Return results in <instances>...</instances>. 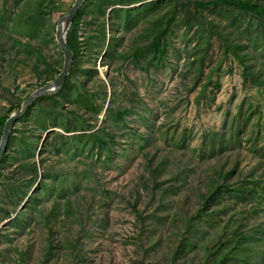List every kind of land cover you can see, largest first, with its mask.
I'll return each instance as SVG.
<instances>
[{
  "label": "rangeland",
  "instance_id": "1",
  "mask_svg": "<svg viewBox=\"0 0 264 264\" xmlns=\"http://www.w3.org/2000/svg\"><path fill=\"white\" fill-rule=\"evenodd\" d=\"M197 1L83 2L0 159V264H264V17ZM73 3L0 0V113Z\"/></svg>",
  "mask_w": 264,
  "mask_h": 264
},
{
  "label": "water",
  "instance_id": "2",
  "mask_svg": "<svg viewBox=\"0 0 264 264\" xmlns=\"http://www.w3.org/2000/svg\"><path fill=\"white\" fill-rule=\"evenodd\" d=\"M84 1L85 0H74V3L69 7V9L57 18L55 27V38L63 54L62 69L53 81L43 86H40L39 88L35 89L32 93H30L22 101L20 108L12 112L6 119L0 137V159L9 140L10 129L13 123L25 114L28 107L35 100L40 97L58 92L60 88L64 85L66 77L70 71V65L73 58V52L66 41V32Z\"/></svg>",
  "mask_w": 264,
  "mask_h": 264
},
{
  "label": "trees",
  "instance_id": "3",
  "mask_svg": "<svg viewBox=\"0 0 264 264\" xmlns=\"http://www.w3.org/2000/svg\"><path fill=\"white\" fill-rule=\"evenodd\" d=\"M218 4H227V5H230V6L237 8L238 10L254 12L255 14H260L264 17V3L260 0H210V1H197V2H195V5L198 8H206L209 6H216ZM80 14H81V10L78 11L76 17L72 21L73 27L76 25L77 20L80 17ZM67 44L69 45L70 49L73 52V58H75L76 51H75L74 43H73L71 37L67 38ZM160 45L161 44L159 42V37L155 38L154 43H153V47L155 48L156 52L160 53V55L163 56L167 50L165 47L161 48ZM73 73H74V71H71V74H73ZM66 81H67V78H66ZM66 81H65V83H66ZM46 97L52 98V97H54V94L46 95ZM20 105H21V101L16 103L15 105H12V106L6 108L3 113L2 112L0 113V137L2 134V128H3V125L6 121V119L9 117V115L12 112L18 110L20 108ZM27 111H28V109H27ZM109 111H110V107H109ZM10 138H12V137L9 136V140H8L7 144H10ZM11 141H12V139H11ZM4 157H2V160L4 159Z\"/></svg>",
  "mask_w": 264,
  "mask_h": 264
}]
</instances>
